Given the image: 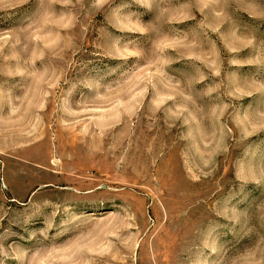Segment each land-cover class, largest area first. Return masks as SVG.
Instances as JSON below:
<instances>
[{
    "label": "rangeland",
    "instance_id": "1",
    "mask_svg": "<svg viewBox=\"0 0 264 264\" xmlns=\"http://www.w3.org/2000/svg\"><path fill=\"white\" fill-rule=\"evenodd\" d=\"M0 264H264V0H0Z\"/></svg>",
    "mask_w": 264,
    "mask_h": 264
}]
</instances>
